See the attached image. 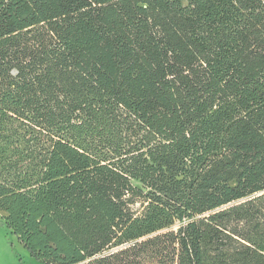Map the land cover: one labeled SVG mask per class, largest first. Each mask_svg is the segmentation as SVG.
Returning <instances> with one entry per match:
<instances>
[{"label": "trees", "instance_id": "1", "mask_svg": "<svg viewBox=\"0 0 264 264\" xmlns=\"http://www.w3.org/2000/svg\"><path fill=\"white\" fill-rule=\"evenodd\" d=\"M0 212L43 264H264V0H0Z\"/></svg>", "mask_w": 264, "mask_h": 264}, {"label": "rangeland", "instance_id": "2", "mask_svg": "<svg viewBox=\"0 0 264 264\" xmlns=\"http://www.w3.org/2000/svg\"><path fill=\"white\" fill-rule=\"evenodd\" d=\"M0 212V264H43L33 258L11 230L7 228Z\"/></svg>", "mask_w": 264, "mask_h": 264}, {"label": "snow or ice", "instance_id": "3", "mask_svg": "<svg viewBox=\"0 0 264 264\" xmlns=\"http://www.w3.org/2000/svg\"><path fill=\"white\" fill-rule=\"evenodd\" d=\"M176 3L179 4L180 0H176ZM184 3L190 4L191 0H184ZM232 3L234 5H236L237 7H239L240 3H242V0H232ZM143 7L146 9L148 7V4L147 3L143 4ZM173 70H175V69H173ZM207 70H208V65L204 64L203 61H201L200 64L193 71L195 74H199L201 72H207Z\"/></svg>", "mask_w": 264, "mask_h": 264}]
</instances>
